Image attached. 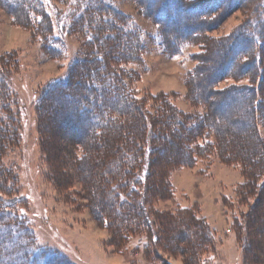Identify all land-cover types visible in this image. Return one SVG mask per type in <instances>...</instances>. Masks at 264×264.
<instances>
[{
  "label": "rangeland",
  "instance_id": "1",
  "mask_svg": "<svg viewBox=\"0 0 264 264\" xmlns=\"http://www.w3.org/2000/svg\"><path fill=\"white\" fill-rule=\"evenodd\" d=\"M25 1L28 0H0V72L3 74L0 78V113L6 109L1 104L3 98L15 102L21 127L18 141L6 148L0 163L11 175L10 187L5 189L7 196L11 199L20 197V206L16 210L29 224L36 246L54 251L60 256L59 264H245L242 248L245 231L239 229L237 223L232 227L234 218L248 210L247 204L237 198V185L221 181L215 187L218 197L214 213L220 232L215 231V242H210V248L202 249L200 255L194 254L196 257H183L185 251L180 249L164 252L159 243L150 242L146 236L149 231L139 220L147 216L155 224L152 210L167 211L176 216L183 208L195 210L197 215L200 204L195 198L202 196L201 185L212 187L215 173L226 174V180H230L233 170H239L237 166L225 165L216 155L207 157L210 162L198 160L195 166L172 173L169 177L173 189L171 200L145 203L147 214L144 215L136 211L145 201L143 184L139 185L135 195H131L129 189L119 187L126 204L114 202L113 196L117 194L105 192L102 187L107 199L102 208L97 204L99 196L92 197L96 189L87 193L79 183L70 191L69 202L65 201L48 176L38 132L40 112L46 111L54 117L52 127L63 136L72 133L85 146L86 149L77 152L82 159L80 172L85 181L95 178L97 185L118 172H122L124 179L134 163L121 161L125 166L123 171L115 161L108 165L101 161L114 151L108 153L101 137L88 136L91 123L88 112H79L78 102L72 97L76 89L69 83L63 84L75 70L84 72L86 64V67H100L90 79V84L99 86L97 70L103 68L104 63L96 62L100 57H108L103 45L106 46L107 41L103 36L95 44L89 42L88 37L98 27L102 14L92 10L89 20L85 6H82L88 0H30L32 4ZM95 1L101 4L110 20L104 27L106 35L109 31L112 37L119 35L115 40H108L112 42H109L110 46L118 50L116 55L128 50L133 52L121 67L135 72L131 79L136 94L134 101L155 114L158 107L152 97L167 94L168 101L177 111L191 116L190 122L198 125L201 122L197 118L202 115L206 118L208 110L214 109L221 125L210 119L208 128L214 131L216 126H229L234 137L242 141L244 135L230 125L237 121V114L238 118H243L241 112L238 113L240 99L250 95L261 103L254 117L264 142V0ZM117 14L126 21L130 31L139 33L143 48L122 45L124 37L110 24L119 18ZM164 14L166 19L157 18ZM161 34L166 39V50L159 45ZM175 35L186 39L182 38L175 46L171 43ZM248 36L253 39L248 40ZM94 37L97 39L96 34ZM89 57L94 63H83ZM3 64L5 73L1 68ZM58 80H61L60 86L51 89ZM123 82L125 85L129 80L123 79ZM81 85L78 92L88 96V86ZM46 90L48 99L45 101L48 103L43 109L42 96ZM82 100L83 97L79 101ZM103 101L104 114L115 115L99 128L100 135L111 133L114 136L123 132L129 120H134L136 110L119 111L118 105L113 106L108 98ZM217 103H220L218 108ZM248 123L244 117L243 124ZM129 130L132 129L126 132ZM151 136L149 130L147 138ZM263 182L264 176H261L259 185ZM4 195L1 196L6 198ZM130 202L135 205L134 210L129 208ZM104 217H108V221ZM115 225L123 230L129 226L126 238L116 237Z\"/></svg>",
  "mask_w": 264,
  "mask_h": 264
},
{
  "label": "trees",
  "instance_id": "2",
  "mask_svg": "<svg viewBox=\"0 0 264 264\" xmlns=\"http://www.w3.org/2000/svg\"><path fill=\"white\" fill-rule=\"evenodd\" d=\"M31 1L25 2L31 3ZM97 3L95 0H88V3L82 6H85L88 18L92 10L102 14L99 15L98 27H95L94 33H91V36L88 37L89 42L95 44L103 36L107 41V47L104 43L105 40L102 43H104L108 59L100 57L96 62L104 63L103 68L97 70L99 86L97 83L90 84V79L92 80V77H95V70L100 67H88V65L86 67V64L84 72L75 70V73L70 78L63 80V84L67 85L69 83L74 87V90L76 89L72 92V97L78 102L77 108L79 112H88L89 121L91 122L88 136L101 137L108 153L114 151V154H108V158L105 157L101 161L106 162L107 165L111 161H115L120 164V167L122 166L123 171L125 166L124 164L121 165V161H130L134 163V166L138 164V167L133 166L132 171L125 173L126 178L124 179L122 178V172H118L117 175L110 176L109 180L102 179L97 185L95 178H89V180L85 181L80 172L82 159L77 153L81 148L86 149L85 146L79 142L80 140L74 134L71 133V136L68 134L69 137H65L57 129H54L52 127L55 123L54 117L43 111V113H39L37 119L38 132L41 140V150L48 166V176L54 187L60 194H63L65 201L68 202L70 191L78 183L82 185L87 193L96 189L97 192H94L92 197L95 198V194H97L100 198V202L97 204L104 208V201L107 199L102 192V187L105 192L117 194L113 196L114 202L124 204L125 202L127 203V200L123 196V192L119 190V187L122 189L127 188L131 195H135L138 192L139 185L143 184L146 191L143 194L145 201L138 205L136 211L144 215L147 214L145 203L151 204L155 200H171L173 189L169 177L172 173L184 167L195 166L198 160L210 162L207 157L210 158L216 155L225 165L239 167L243 177V182L236 186L235 193L242 204H247L248 210L245 213H241V217L234 218V225H232L234 227L237 223L239 225L238 228L245 231L243 236L244 245L242 247L244 248L243 261L245 264H264V182L259 185V178L264 176V142L260 139L254 117L261 103L259 104L256 99L253 100L250 95L241 97L238 113L241 112L240 114L243 118L240 116L239 119L237 117L239 114L235 112L237 121L230 126L235 128L239 134L244 135L245 138L243 137L244 140L242 141L234 137L235 134L232 133V129L229 126H221L222 128L216 126L215 132L211 128L210 131L207 124L210 119L221 125L214 109L208 110L206 118L203 115L197 116L198 118L195 117L201 122L198 125L197 122H190L191 116L183 112L179 113L175 106L168 101L167 94L152 97L158 108L156 111L154 110L155 114H150L145 110L144 105H140L138 101L133 100L136 94L134 93L131 79L135 76V72L127 71L121 67L128 62L127 58L130 59V55L133 52L128 50L127 53L121 52V54L118 53L116 55L118 50L110 46L109 42L111 41L108 40H115L119 35L112 37L109 35L111 34L110 31L106 35L107 32L104 27L109 24L110 20H107L105 10H103L101 4ZM33 5L35 6V4ZM117 15L119 20L116 19L114 24L112 22L110 24L113 30H117V33L124 37L122 39L125 41L122 45L126 43L131 46L130 48H134L133 45L136 48H143L140 43L139 33L133 29L130 31L128 25L125 24L126 21L119 14ZM157 18L166 19L165 14ZM75 23L76 21H74V26ZM94 34H96L97 39H95ZM172 38L171 43L175 46L182 42V38L186 39V37L179 38L176 35L172 36ZM251 39L253 37L248 36V40ZM158 40L159 45L166 50V39L162 34ZM248 40L246 41L248 42ZM91 59L92 57H89L83 63H94ZM5 61H8V59H5ZM1 68H3L2 70L5 73L4 64ZM8 71L6 70L7 73H9ZM127 74L130 76H127ZM2 75L0 72V78ZM123 79H128L129 82H125L124 85ZM60 84L61 80L55 81L52 84L54 86L50 88L55 89ZM80 85L88 86V96L78 92L77 88ZM44 95L46 97L40 94L42 96L43 109L48 103V101H45L46 98L48 99V90L45 91ZM82 97L84 101L80 102L79 100ZM106 98L113 106L118 105L119 111L136 110L134 120H129L126 124L127 126L125 125L123 128L124 131H120L114 136L111 133L100 135L99 128L105 126L107 121L113 119L115 115L113 113L104 114L105 103L103 99ZM1 104L6 109H3V113H0V160L6 148L14 146L15 140L18 141L19 131L21 130L15 102L13 103L10 99L3 98ZM219 104L217 103L216 108H218ZM109 107H111L110 103ZM244 117L249 120L247 125L243 124ZM238 122H240V125ZM175 127L176 129H174ZM129 128L132 130L126 132ZM149 130L152 133L150 139L147 138ZM73 132L75 133V131ZM238 133L236 136L239 135ZM10 176L0 163V264H59L60 256L56 255L54 251L48 250L41 245L36 246L29 224L16 210L20 206V197L8 198V193H6L5 189L10 187L8 182L11 181ZM169 191L172 193L169 194ZM3 194H5L6 198L1 196ZM129 208L134 210L135 205L130 202ZM152 212L154 221H156L155 224L147 216L138 219L143 221V224H146L144 226L149 231L146 236L150 238V242L159 243L158 246L164 252L170 253L172 250L180 249L185 251V255H182L183 257L189 256L192 258L200 255L202 249L210 248V242H215V231L205 218L199 213L195 214V210L180 208L181 213H177L178 215L176 216L174 215L175 213H167V211L155 212L152 210ZM104 219L108 221V217H104ZM183 229H185L184 232L182 231ZM114 230L117 238H126L129 226L123 230V228L115 225ZM236 231L235 228L234 232L236 233Z\"/></svg>",
  "mask_w": 264,
  "mask_h": 264
},
{
  "label": "crops",
  "instance_id": "3",
  "mask_svg": "<svg viewBox=\"0 0 264 264\" xmlns=\"http://www.w3.org/2000/svg\"><path fill=\"white\" fill-rule=\"evenodd\" d=\"M223 172V170H221ZM214 179V180H212ZM212 187H204V185L200 187L201 189V197L195 198L196 201L200 204V210L199 214L205 218L210 225V227L216 231L217 233L220 232L219 225L218 223L215 222L216 220V215L214 213V209L217 207V191L218 189L217 186L219 183L222 181L226 184H232V185H238L242 183V175L239 170H233V178L230 180H226V174H214L212 178ZM216 187V188H215ZM213 221V222H212Z\"/></svg>",
  "mask_w": 264,
  "mask_h": 264
}]
</instances>
